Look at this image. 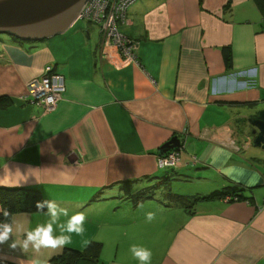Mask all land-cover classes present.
<instances>
[{
	"label": "crops",
	"instance_id": "1",
	"mask_svg": "<svg viewBox=\"0 0 264 264\" xmlns=\"http://www.w3.org/2000/svg\"><path fill=\"white\" fill-rule=\"evenodd\" d=\"M119 30L136 61L102 47L98 27L78 19L43 40L0 39V192L85 213L84 235L65 248L99 243L94 264H140L134 244L151 250L150 264H264V149L247 123L264 109V12L255 0H139ZM48 66L66 85L52 110L27 89ZM174 136L185 149L175 167H160ZM228 186L238 200L174 201ZM47 219L11 217L26 229ZM11 242L0 261L48 264L65 249Z\"/></svg>",
	"mask_w": 264,
	"mask_h": 264
},
{
	"label": "water",
	"instance_id": "2",
	"mask_svg": "<svg viewBox=\"0 0 264 264\" xmlns=\"http://www.w3.org/2000/svg\"><path fill=\"white\" fill-rule=\"evenodd\" d=\"M88 0H0V33L25 40H43L64 32L75 22ZM254 146L264 149V109L251 114ZM174 136L160 148L163 155L180 148Z\"/></svg>",
	"mask_w": 264,
	"mask_h": 264
},
{
	"label": "clouds",
	"instance_id": "3",
	"mask_svg": "<svg viewBox=\"0 0 264 264\" xmlns=\"http://www.w3.org/2000/svg\"><path fill=\"white\" fill-rule=\"evenodd\" d=\"M36 208L48 217L47 221L38 224L33 229H26L24 224L19 221L0 222V244H4L11 239L10 247L13 249L19 246L23 251L31 249L36 253H39L42 249L62 251L72 243L73 235L81 237L84 235L86 231L84 225L87 219L85 213L76 212L69 215V210L62 207L55 200L38 201L36 202ZM45 209L47 211H44ZM0 211H2L4 217H9L10 214L7 210L0 209ZM61 217H67V219L62 221ZM146 218L148 221H152L155 219V213H146ZM57 229H59L58 232ZM14 233H23V240L17 242ZM130 251L140 264H150L152 258L150 249L134 244L130 247ZM34 264H46V261H34Z\"/></svg>",
	"mask_w": 264,
	"mask_h": 264
},
{
	"label": "built area",
	"instance_id": "4",
	"mask_svg": "<svg viewBox=\"0 0 264 264\" xmlns=\"http://www.w3.org/2000/svg\"><path fill=\"white\" fill-rule=\"evenodd\" d=\"M92 0H88L83 8V10H85L87 8V5L91 2ZM105 3H103V10L107 9V8H111V2L110 0H104ZM116 1V0H115ZM124 3V6H126L129 1H132L130 3L136 2L135 0H122ZM116 4V3H115ZM114 6H117V4ZM94 4L92 5V7L88 8L87 11L82 14H80V18H86L88 21H92L93 20V15H96L95 12H97L98 10L95 9ZM114 6H112V9L114 10ZM120 8V7H119ZM91 14V15H90ZM93 14V15H92ZM97 16L100 18L102 17V14ZM111 15L109 17V20L112 24V27L110 28V33L108 38L113 37V39H111L110 43H118V47H120L121 52L124 54V56H126V58L130 59L132 58V60H137V54H136V47L134 44H132V42L130 41V39H128L127 37H125L124 35L119 34L118 32L115 31V21H117L119 19L118 16H115L116 18L114 19V16ZM113 40V42H112ZM105 41H108L105 38ZM27 89H28V93L29 95L32 97V102L35 104H38L42 107H44L46 110H52L57 104L58 101H60L65 93L66 90V85H65V80L64 78L59 75L56 74V72L54 71V69L50 66L46 67L43 71V75L41 78L39 79H31L27 85ZM179 161V156H177L176 152H170L169 154H167L166 156L160 157L159 159V165L160 167H164V168H172L175 167L177 162ZM225 199L230 200V197H226Z\"/></svg>",
	"mask_w": 264,
	"mask_h": 264
},
{
	"label": "trees",
	"instance_id": "5",
	"mask_svg": "<svg viewBox=\"0 0 264 264\" xmlns=\"http://www.w3.org/2000/svg\"><path fill=\"white\" fill-rule=\"evenodd\" d=\"M262 12H264V0H255ZM224 60L226 64H229L232 58V52L229 46L223 47L222 49ZM46 68V67H45ZM44 68V69H45ZM240 190L234 186H228L221 191H214L210 195L205 197L200 196H176L174 198L175 202L190 208L195 204L200 198H226L230 197L231 200H238ZM25 192L21 190H3L0 192V201L2 209L9 212V217H4L2 211H0V222L11 221L12 214L17 211L24 212H34L37 210L36 204H31L33 202H27L23 196ZM37 198V197H36ZM30 201V200H29ZM37 201V199H36ZM102 248L99 243L92 242L89 244L85 250L79 251L70 248H65L63 252L52 258L48 264H94L98 260L101 254ZM0 264H11L0 261Z\"/></svg>",
	"mask_w": 264,
	"mask_h": 264
},
{
	"label": "rangeland",
	"instance_id": "6",
	"mask_svg": "<svg viewBox=\"0 0 264 264\" xmlns=\"http://www.w3.org/2000/svg\"><path fill=\"white\" fill-rule=\"evenodd\" d=\"M136 2H138L139 0H135ZM110 2H111V8H107V9H105V10H103V3H105V1L104 0H92L88 5H87V8L85 9V10H83V12H82V14H84L86 11H87V9L90 7H92V5L94 4V8L95 9H97L98 11L97 12H95L96 13V15H93V20L91 21H88L87 20V17L88 16H86V18H83V17H78V20H81V21H85V22H87V23H89L90 25H94V26H97L98 27V29H99V34H100V38H101V44H102V47H115L119 52H120V54L122 55V57H124V58H126V56H124V54L121 52V50H120V47H118V43H110L111 42V39H113V37H110V38H108V36H109V33H110V28L112 27V24H111V22H110V20H109V17L111 16V15H113L114 16V19L116 18L115 16H118L119 17V19L117 20V21H115V26H113V27H115V31L116 32H118L119 34H121L122 35V33L120 32V30H119V24H123L125 21H126V19H127V16H128V11H129V9H130V7L134 4V3H136V2H133V3H130V2H132V1H129V3L126 5V6H124V3H123V1L122 0H110ZM117 4V6H119V7H116V6H114V4ZM115 4V5H116ZM112 6H114L113 8H114V10L112 9ZM81 14V15H82ZM86 14V13H85ZM97 14L98 15H100V14H102V17H98L97 16ZM91 15V14H90ZM112 16V17H113ZM8 39L9 37H8V35L7 34H1L0 33V39ZM105 38L108 40V41H105ZM112 42H113V40H112ZM138 58V57H137ZM130 59H132V58H130ZM134 61H136V60H134ZM56 74H59L58 72H56ZM59 75H61V74H59ZM62 76V75H61ZM63 77V76H62ZM64 78V77H63ZM64 80H65V78H64ZM65 92H66V90H65ZM64 96V95H63ZM62 99H63V97H62ZM61 99V100H62ZM60 100V101H61ZM60 101H58V103L60 102ZM248 118V117H247ZM248 123V122H247ZM249 124V123H248ZM249 126L250 127H252L250 124H249ZM252 131H253V127H252V130H251V134H249L250 136H249V138H250V140H251V142H252V145H254V138H253V136H252ZM173 138V137H172ZM184 144H182L181 143V146H180V148H176V149H173V151L174 152H176L177 153V156H179V159H180V155H181V152L182 151H184ZM231 200V199H230Z\"/></svg>",
	"mask_w": 264,
	"mask_h": 264
}]
</instances>
